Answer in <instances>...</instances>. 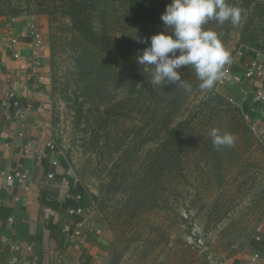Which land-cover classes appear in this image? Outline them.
<instances>
[{"label":"rangeland","instance_id":"374dc122","mask_svg":"<svg viewBox=\"0 0 264 264\" xmlns=\"http://www.w3.org/2000/svg\"><path fill=\"white\" fill-rule=\"evenodd\" d=\"M42 2L43 5L39 6L34 0H0L2 11H23L19 15L3 12L0 17L24 18L29 22L38 23L42 30L44 29L49 70L48 107L53 125L51 142L58 150L57 156L64 173L77 181L92 208L98 213V222L105 227L109 235L106 264H226L237 256L248 253L256 243V230L259 227L264 228V126L258 128L251 113L245 112L242 107L245 100V104L256 102L257 107L262 103L255 98L260 87L253 85L257 82V77L249 78L245 73L251 59L257 58L260 64L264 63V45L254 47L243 43L239 36V27L236 28L223 44L230 54V60L223 69V77L226 79L222 78L211 89L202 90L194 70L191 71L190 77L187 75L191 88L187 93L185 107L179 114L181 116L176 119L177 122L186 117L188 110H192L200 99L214 90L228 104L239 110L242 123L246 124L244 126H247L251 133V139L244 138L249 136V131L243 135V127L237 131L235 122L231 123L230 130L238 141L231 146L236 154H226L227 157L217 174L210 169L211 165L208 166L205 159L196 165L195 157L200 160L201 156L191 147L185 154L186 178L178 185L179 192L167 190L155 202L153 210L144 211L134 219L126 217L125 211L122 212L124 216L117 219V207L120 203L116 199L121 196L109 187L115 173L114 163L122 155L121 151L132 142L130 139L136 130L140 131L139 136H144L149 128L162 134L164 128L159 119L168 111L161 109L164 104L157 99L152 108L154 118L149 125L145 126L143 123L142 112H146L145 109L138 110L139 108H134L131 119L120 115L115 123L109 122L107 129L112 132L111 135L117 139L127 137V140H124L126 142L121 150L111 156L112 160L108 161L106 154H103L105 158L102 159L97 153L93 135L94 131L97 132L99 123L96 109L99 106L102 111L108 98L113 102L120 100L124 90L119 88L109 95L103 94L102 91L98 94L93 90L89 96H80L79 88L82 83L69 38L68 19L57 11L49 20L50 18L43 16L41 11H47L46 5L53 8V0ZM54 2L56 5L61 3L60 0ZM27 9L29 11H26ZM113 10L118 18L116 22L111 23L109 31H113L119 43L126 45L131 40L130 33L125 19L121 17L122 10L118 0L111 2L108 13L112 14ZM143 19L147 21V16ZM240 67L243 68L242 74L236 79L234 71ZM189 70L190 66L186 71ZM94 84L96 85V82L93 80L92 85ZM122 111L124 113V108ZM184 113L186 116H183ZM234 116L238 117L231 111H222L212 122L207 123L206 129H225L228 120H232ZM125 132L128 136L124 135ZM206 133L205 131L204 134ZM102 142L104 139H101ZM236 143L239 148H236ZM138 164V160H129L125 167L134 171ZM207 171H210L211 178H208ZM123 181L126 187L130 178H123ZM174 184L173 180L172 185ZM98 197L99 201L96 200ZM103 198L106 205L105 215L99 210Z\"/></svg>","mask_w":264,"mask_h":264},{"label":"trees","instance_id":"16d2710c","mask_svg":"<svg viewBox=\"0 0 264 264\" xmlns=\"http://www.w3.org/2000/svg\"><path fill=\"white\" fill-rule=\"evenodd\" d=\"M34 1L41 6L43 5L42 1L45 0ZM112 1L116 0H60L61 3L56 5L53 0V8L46 5L47 11H41V14L50 18L51 15L53 16L55 12L59 11L68 19L70 25L69 38L72 41L75 65L78 68V76L82 83V87L79 88L80 96L85 97L87 94L89 96L93 90L98 94H101L102 91L103 94L108 95L119 88L124 90L120 100L113 102L108 98L102 111H100L99 106L96 109L99 115V123L96 127L97 132L94 131L93 135L97 153L102 159L105 158L103 154H106L109 161L111 156L119 152L120 148L124 146L126 142L124 140H127V137L117 139L111 135L112 132L107 129L109 122L115 123L120 115L131 119L135 112L134 108L135 110L139 108L138 110L145 109L146 112H142L143 123L145 126L149 125L154 118L152 117V108L157 99L164 104L161 109L168 111L159 119L164 128L162 134H158V131L149 128L144 136H139L140 131L136 130L135 135L130 139L132 142L130 141L131 143L126 146L123 152L121 151L122 155L114 163L115 173L109 187L115 194L121 196V198L116 199L120 203V206L117 207L119 212L117 219L124 216V213L122 214L124 211L126 217L134 219L144 211L153 210L155 202L167 190L179 192L178 185L180 182L182 184L186 178L184 173L185 154L191 147L201 156L200 160L195 157L196 165L205 159L208 166L211 165L210 169L212 168L216 174L219 167L224 163L226 154L235 156L233 147H221L219 149L215 147L210 136V130L214 127L206 129L207 123L212 122L220 112L231 111L238 115V117L234 116L232 120H228L225 129L217 128L222 133L233 134L230 130V124L234 122L236 124L235 130L239 131L243 127V135H246L249 129L244 126L245 123H242L239 110L228 104L214 90L200 99L192 110H188L187 116L184 113L183 116L186 117H182L176 122L177 117L181 116L179 114L185 107L188 90L186 91L183 86H177L176 83H169L164 86L152 84L151 69H146L137 62L138 55L148 46L139 41L147 40L152 35L165 30L163 22L158 17H161L166 5L171 0H118L122 10L121 17L125 19V25L130 33L129 38L131 40L126 45L119 43L113 31H109L111 23L116 22L118 18L115 10L112 11V14L108 13ZM227 2L243 10L241 21L233 25L230 22L220 24L216 20H210L203 25L204 29L218 33L223 45L230 34L239 27V36L243 43L249 46L263 47L264 0H227ZM3 12L19 15L23 11L17 9L0 10V15ZM145 15L147 21L143 19ZM168 31L170 32L171 29ZM251 61L248 62V65ZM188 67L182 66L177 70L182 80H187V75L190 77V72L193 71L191 69L187 72ZM92 78L96 85H92ZM262 80L264 83V79ZM228 117H230L229 114ZM205 131L206 134H204ZM124 135L128 136L126 132ZM244 138L246 140L251 139L250 131L249 136H244ZM101 139H104V142L101 143ZM236 140L235 142H238ZM236 145V148H239L237 143ZM105 149L106 151H104ZM129 160L134 162L138 160L139 164L136 170L131 171L129 167L126 169L125 166ZM206 174L208 178H211L210 171H207ZM123 178H130L126 187H124ZM173 180L175 181L174 186L172 185ZM167 183L168 189L165 187ZM96 200L99 201V197ZM104 200L103 198L99 210L105 215Z\"/></svg>","mask_w":264,"mask_h":264},{"label":"crops","instance_id":"0c3cea01","mask_svg":"<svg viewBox=\"0 0 264 264\" xmlns=\"http://www.w3.org/2000/svg\"><path fill=\"white\" fill-rule=\"evenodd\" d=\"M31 24L41 34L39 48L29 37ZM43 31L24 18L0 17V172L27 175V190L16 179L0 176V264H106L109 235L98 213L47 147L53 125ZM242 69L234 71V78ZM255 79L253 85L264 92V75ZM11 92L14 97L8 98ZM245 102L244 111L251 113L258 128L264 126V103L257 107L256 102ZM19 108L23 119L16 116ZM68 207H81L87 215L72 217ZM72 220L80 223L83 234L77 247L61 229ZM260 238L248 253L226 264H264V228Z\"/></svg>","mask_w":264,"mask_h":264},{"label":"clouds","instance_id":"9594fccd","mask_svg":"<svg viewBox=\"0 0 264 264\" xmlns=\"http://www.w3.org/2000/svg\"><path fill=\"white\" fill-rule=\"evenodd\" d=\"M242 12L227 0H171L160 17L165 30L139 41L148 46L138 55L137 62L151 69L154 85L176 83L190 90L188 80H182L177 71L182 66H190L200 81L199 87L211 89L223 78L230 54L218 33L205 30L203 25L210 20L235 25L241 21ZM210 136L218 149L231 147L236 140L234 134L222 133L217 128L210 130Z\"/></svg>","mask_w":264,"mask_h":264},{"label":"built area","instance_id":"2783aa9c","mask_svg":"<svg viewBox=\"0 0 264 264\" xmlns=\"http://www.w3.org/2000/svg\"><path fill=\"white\" fill-rule=\"evenodd\" d=\"M29 37L33 39V41L35 42V45L37 48H39L42 45V39H41V34L35 29V25H30L29 26ZM264 73V63L260 64L258 62V60H252L248 67L246 68V73L245 76L249 77V78H253V77H260L262 76V74ZM224 79H226V77H223ZM14 94L11 92L8 95V98H13ZM257 101H260L262 103H264V93L263 92H258L257 96L255 97ZM16 116L19 117L20 119L24 118V111L19 108L16 111ZM47 147L49 149V151L55 155L58 154V150L56 148V146L54 145V143L52 142H48L47 143ZM54 166L57 165V160L53 161L52 163ZM0 176L4 177L7 181H12L14 179H16L18 181L19 184H21L24 188V190H27V185H26V180H27V175L25 173H22L20 171H14L13 173H3L0 172ZM53 175H48V178H52ZM78 201L81 199L80 195H77L75 197ZM53 213H51L52 215ZM68 215L70 216H81V217H85L87 215L86 211L79 207V208H71L68 207ZM12 221V219H8V222L10 223ZM62 229V233L68 235L71 239V243L72 246L77 247L78 243L80 241V239L82 238V231L80 228V223L72 220L68 223H66L65 225H63ZM1 231V230H0ZM262 233V227H259L256 230V234L254 236V240L259 241L260 235ZM254 258H258L257 255L254 256Z\"/></svg>","mask_w":264,"mask_h":264}]
</instances>
